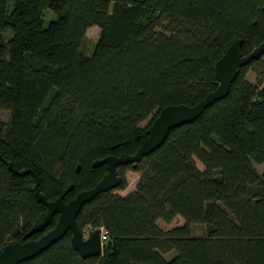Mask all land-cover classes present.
Masks as SVG:
<instances>
[{"label":"trees","instance_id":"trees-1","mask_svg":"<svg viewBox=\"0 0 264 264\" xmlns=\"http://www.w3.org/2000/svg\"><path fill=\"white\" fill-rule=\"evenodd\" d=\"M46 10L57 14L48 27ZM239 39L242 56L264 43V0H0V109L11 112L0 123V252L48 213L34 176L10 164L37 173L49 201L70 202L107 174L95 161L136 154L164 108L217 90V62ZM126 170L137 186L115 193L129 187ZM118 173L121 185L77 217L82 231L108 232L101 256L83 258L68 231L21 264H264V55L239 69L227 98ZM179 216L182 226H159Z\"/></svg>","mask_w":264,"mask_h":264},{"label":"water","instance_id":"water-1","mask_svg":"<svg viewBox=\"0 0 264 264\" xmlns=\"http://www.w3.org/2000/svg\"><path fill=\"white\" fill-rule=\"evenodd\" d=\"M242 43V39L235 41L225 55L217 62L216 76L219 81L217 90L209 93L197 105L178 104L164 108L147 130L148 137L137 153L120 158L108 156L95 161L93 163L95 168L106 165L107 174L94 188L79 193L70 202H65L64 195H61L55 201H49L41 192V179L37 173L32 170L17 171L10 164V170L16 175L25 176L32 174L34 176L36 197L39 202L48 208V213L40 224L34 226L25 235V242H14L4 247L0 252V264H21L30 261L60 241L68 231L72 232L73 246L83 258L101 256L103 253L101 229L93 231L85 239L83 231L77 223V217L82 208L101 193L113 191L121 185L123 177L118 173L119 167L132 164L136 168L146 156H149L163 146L173 129L196 121L204 114L207 108L214 105L217 101L228 97L231 86L239 74V69L254 60L260 59L264 55V43H262L249 55L242 56ZM80 169L81 167H78V171ZM73 188L74 185H71L67 192ZM56 215L58 216V222L53 229L38 239H31L32 236L44 232Z\"/></svg>","mask_w":264,"mask_h":264},{"label":"rangeland","instance_id":"rangeland-1","mask_svg":"<svg viewBox=\"0 0 264 264\" xmlns=\"http://www.w3.org/2000/svg\"><path fill=\"white\" fill-rule=\"evenodd\" d=\"M44 18H45L44 26L48 27L49 24L51 23V21L57 19V14L51 10H46L45 14H44ZM11 36H12V32L8 31V33L6 34V37H5L6 40H9L11 38ZM99 36H100V28L99 27L95 26V27H92L91 29H89V31L87 33V39H86L85 45L83 47L84 52L86 54L90 55L92 53V51L94 50V46L99 39ZM249 80L252 82H256L257 75L255 73L251 72L249 74ZM10 118H11V112L10 111L0 109V123L7 124L10 121ZM149 121H150V118L146 122L143 123V126H146ZM197 163L201 169H204L201 162H199L197 160ZM257 167H258L260 172L263 171V166L258 165ZM125 175H126V178L129 182V187L124 191L123 190H116L115 193L126 195L127 193H130L132 190H134L136 188L137 183H138L139 178H140V174L138 172H134L132 170H126ZM184 223H185L184 219L179 216L172 223H166L164 221H159V226L164 230H170L172 228L182 226ZM193 233L196 236L204 235L205 234V226L204 225H195L193 227ZM175 255H176V252L173 251L171 253L166 254L165 257H166V259L171 260Z\"/></svg>","mask_w":264,"mask_h":264},{"label":"built area","instance_id":"built-area-1","mask_svg":"<svg viewBox=\"0 0 264 264\" xmlns=\"http://www.w3.org/2000/svg\"><path fill=\"white\" fill-rule=\"evenodd\" d=\"M93 230L91 228H88L86 230L83 231V235L84 238L87 239L91 234H92ZM108 232L102 228L101 229V241H102V245H104V242L108 240Z\"/></svg>","mask_w":264,"mask_h":264},{"label":"crops","instance_id":"crops-1","mask_svg":"<svg viewBox=\"0 0 264 264\" xmlns=\"http://www.w3.org/2000/svg\"><path fill=\"white\" fill-rule=\"evenodd\" d=\"M133 191V190H132ZM128 194V193H127Z\"/></svg>","mask_w":264,"mask_h":264}]
</instances>
